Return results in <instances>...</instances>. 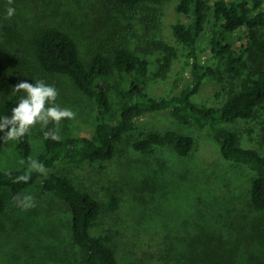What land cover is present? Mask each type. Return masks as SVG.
<instances>
[{"label":"rangeland","instance_id":"rangeland-1","mask_svg":"<svg viewBox=\"0 0 264 264\" xmlns=\"http://www.w3.org/2000/svg\"><path fill=\"white\" fill-rule=\"evenodd\" d=\"M208 1L213 5L216 0ZM178 2L144 0L139 13L131 11L133 15L138 13L136 17L128 18L130 10L128 14L119 10L115 0H12L11 4L0 0V75L9 76L17 84L43 80L54 85L59 93L55 104L76 114L75 119L62 120L58 128L64 135L93 136V100L68 77L47 73L36 65L29 44L36 25L56 23L69 28L84 56L99 45L111 53L114 46L107 35L114 32L119 38L121 27L133 28L128 32L131 49L150 61L147 92L156 97L172 96L189 82L191 72L186 51L173 32L174 23L185 20L177 10ZM8 7L15 9L10 19L6 18ZM156 17L160 19L159 28L149 31L147 24ZM113 20H119V24L114 25ZM6 25L14 28L18 40L2 32ZM211 26L208 22L199 40L203 60L212 56ZM236 37L237 45H247L244 30ZM159 41L177 50L164 74L160 72L164 48ZM24 47L28 65L18 68L15 58L24 55L18 53ZM210 64L215 73L204 80L195 99L220 106L239 80L228 70L226 59L212 58ZM108 84L117 109L119 76L114 68ZM21 95L24 93L12 90L9 96L18 101ZM40 126L30 131L31 158L36 160L44 148ZM138 126L112 160L58 168L78 183L93 181L103 202L112 193L118 196L117 209L104 211L93 232L109 236L120 259L128 264H202L217 258L232 264H264V209L256 208L251 200L254 171L225 159L209 127L185 125L165 113L143 116ZM228 126L238 131L244 146L264 154V104L252 118ZM168 130L195 137L188 156H180L169 144L150 153L133 146L135 140L152 131ZM21 160L16 142L9 141L0 153V168L19 169ZM27 194L35 197L34 208L21 210L9 198L7 210L0 214V264H76L79 252L70 237L69 213L57 203L56 196L43 193L39 187Z\"/></svg>","mask_w":264,"mask_h":264},{"label":"trees","instance_id":"trees-1","mask_svg":"<svg viewBox=\"0 0 264 264\" xmlns=\"http://www.w3.org/2000/svg\"><path fill=\"white\" fill-rule=\"evenodd\" d=\"M115 2L124 13L128 14L130 10L128 18H134L144 0ZM177 10L185 20L174 23L173 32L186 51L191 72L189 82L172 96L156 97L147 92L150 61L131 49L128 32L132 33L133 28L121 27L119 38L114 32L107 35V39L112 40L109 44L114 46L112 54L105 46L99 45L92 48L90 55L84 56L71 30L56 23L36 25L29 40L38 67L47 73L68 77L87 98L93 100L95 134L64 135L58 128L61 139L54 141L45 139L44 132L54 130L56 126L51 123L47 128L40 126L39 135L44 148L38 161L44 164L47 175L31 172L27 183H16L17 176L28 172L26 163L14 170L0 168V214L7 210L9 198L25 195L34 187L56 196L57 203L70 215L69 233L79 252L76 264H128L120 259L109 236L93 232L95 222L104 211L117 209L119 198L112 193L103 202L93 181L78 183L58 168L60 165L100 164L112 160L146 115L165 113L185 125L209 127L225 159L254 171L251 200L256 208L264 209V154L255 147L244 146L238 131L228 126L237 120L252 118L264 104V0H216L213 5L208 0H179ZM131 11L138 13L133 15ZM208 22L212 24L209 37L212 56L203 60L199 40ZM112 23L118 25L119 20ZM159 23L160 19L156 17L152 24H147L148 30L159 28ZM243 30L248 35L247 45H237L236 33ZM2 32L10 33L13 40L20 37L9 25L2 27ZM159 43L164 48L160 63V72L164 74L171 67L177 50L164 41ZM18 53L24 55L16 57L15 63L18 68H24L28 65L25 56L28 50L24 47V51L19 49ZM212 58L226 59L228 70L239 80L229 89L227 99L220 106L206 105L195 99L204 80L215 73L210 64ZM113 68L119 76L117 109L108 86ZM15 85V80L0 75V118L10 116L11 109L18 103L9 96ZM114 116L115 120L112 119ZM14 142L22 160L27 162L33 151L30 132ZM168 144L180 156H188L195 146V137L172 130L152 131L133 142L135 149L149 153ZM5 145L0 141V153ZM202 264L232 263L217 258Z\"/></svg>","mask_w":264,"mask_h":264},{"label":"clouds","instance_id":"clouds-1","mask_svg":"<svg viewBox=\"0 0 264 264\" xmlns=\"http://www.w3.org/2000/svg\"><path fill=\"white\" fill-rule=\"evenodd\" d=\"M12 0H9V4ZM15 14L13 7L6 10V18H11ZM13 93H24L18 99V103L11 109L10 116L0 118V141L7 144L9 141L19 140L27 135L37 124L42 128L54 124L56 129L44 132L45 139L59 141L58 126L64 119H75V113L69 108H61L55 104L58 97V90L54 85L46 84L43 80H35V83L22 81L14 86ZM20 163L27 164L28 172L16 177L15 182L27 183L31 179V172L47 175L44 164L31 157L27 162L21 160ZM17 207L21 210L34 208L35 197L30 194L16 195L13 197Z\"/></svg>","mask_w":264,"mask_h":264}]
</instances>
